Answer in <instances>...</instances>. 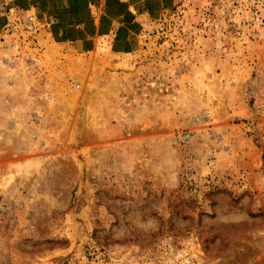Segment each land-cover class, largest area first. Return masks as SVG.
<instances>
[{
    "label": "rangeland",
    "instance_id": "obj_1",
    "mask_svg": "<svg viewBox=\"0 0 264 264\" xmlns=\"http://www.w3.org/2000/svg\"><path fill=\"white\" fill-rule=\"evenodd\" d=\"M8 1L0 264H264V0H124L129 53Z\"/></svg>",
    "mask_w": 264,
    "mask_h": 264
},
{
    "label": "trees",
    "instance_id": "obj_2",
    "mask_svg": "<svg viewBox=\"0 0 264 264\" xmlns=\"http://www.w3.org/2000/svg\"><path fill=\"white\" fill-rule=\"evenodd\" d=\"M40 0H35L39 2ZM98 0H69L68 7L57 10L56 18L58 21L52 24L54 36L59 41H76L84 40L83 25L92 23L93 19L90 12V4H94ZM112 1L114 8L117 10L116 14L123 17V25L118 29L116 38V45L114 50H124L125 52L131 51L127 36L130 32H139L141 24L137 22L133 16L130 15L128 10V3L124 0H107ZM41 7L43 10H48L47 0H41ZM60 31L63 32L62 37L59 38ZM90 50L91 48H86Z\"/></svg>",
    "mask_w": 264,
    "mask_h": 264
},
{
    "label": "crops",
    "instance_id": "obj_3",
    "mask_svg": "<svg viewBox=\"0 0 264 264\" xmlns=\"http://www.w3.org/2000/svg\"><path fill=\"white\" fill-rule=\"evenodd\" d=\"M7 3L9 5V10L14 12V15L15 14L18 15L19 13H27L29 15L37 16V18L41 20L42 26H44V28H47V29L50 30L52 38L55 41H59L54 36V32L52 30V24L54 22L58 21V19H59L58 17L56 18L57 10L64 9L65 7H68L69 0H47V8H48V10H43L44 7H41V3H42L41 0L39 2H37V3L35 2V0H9ZM128 7H129V9L132 8V6L130 4H129ZM96 8L97 7H96L95 3L94 4H92V3L90 4V12L92 14L93 13H95V14L97 13L96 12V10H97ZM129 9L127 10L128 12H130ZM98 11H99V9H98ZM15 19H16V17H14V23L16 21ZM96 19H94V20H96ZM122 19H123L122 16L116 17L112 21V29L110 30V32H106V33L102 34L103 36H107V37H110L112 39L113 47H114V45H116V38H117V35H118L117 34L118 33V29H119L120 26L123 25ZM135 20L140 23L139 18H135ZM6 26H7V24H5L4 26H2L0 24V33ZM58 34H59V38H60V37H62L63 32L60 31V33H58ZM136 34L137 33H135V32H130L129 35L127 36L128 41H130L133 38V36H135ZM99 35H100V37L102 36L101 34H99ZM78 41H80V40H76L75 42H78ZM60 42H62V41H60ZM85 51H89V50H85ZM112 51H114L115 53H129L130 52V51L125 52L124 50H114V48L112 49Z\"/></svg>",
    "mask_w": 264,
    "mask_h": 264
}]
</instances>
